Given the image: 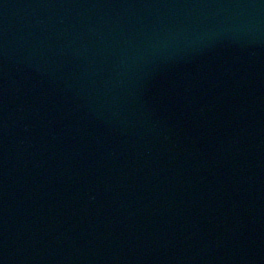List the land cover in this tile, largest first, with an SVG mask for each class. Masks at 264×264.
Segmentation results:
<instances>
[{"label": "water", "instance_id": "95a60500", "mask_svg": "<svg viewBox=\"0 0 264 264\" xmlns=\"http://www.w3.org/2000/svg\"><path fill=\"white\" fill-rule=\"evenodd\" d=\"M0 264H264V0H0Z\"/></svg>", "mask_w": 264, "mask_h": 264}]
</instances>
